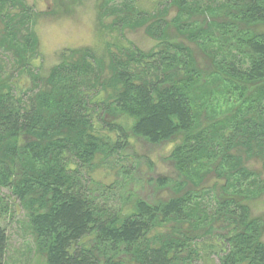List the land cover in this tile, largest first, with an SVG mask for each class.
<instances>
[{"label": "trees", "instance_id": "trees-1", "mask_svg": "<svg viewBox=\"0 0 264 264\" xmlns=\"http://www.w3.org/2000/svg\"><path fill=\"white\" fill-rule=\"evenodd\" d=\"M81 2L43 12L0 0V199L6 189L19 202L36 253L264 264V218L250 205L264 196V0H96L99 31L116 42L64 49L46 70L39 23ZM137 31L152 48L128 40ZM137 144L171 146L173 175L137 158ZM122 158L137 161L132 173ZM141 163L150 193L118 198ZM7 247L0 224V264Z\"/></svg>", "mask_w": 264, "mask_h": 264}, {"label": "rangeland", "instance_id": "rangeland-1", "mask_svg": "<svg viewBox=\"0 0 264 264\" xmlns=\"http://www.w3.org/2000/svg\"><path fill=\"white\" fill-rule=\"evenodd\" d=\"M29 5L35 6L37 10L52 12L55 8L54 0H26ZM58 12L52 17H48L39 23L37 34L40 39V48L44 56V68L50 67L59 62V54L67 48L88 47L103 50L105 44L115 41L111 37H105L98 28L97 22V3L96 0H82L76 5L71 13L65 14ZM128 40L134 42L138 47L148 50L153 47L154 42L147 38L143 31L127 34ZM0 59H2L0 57ZM222 104L219 105V108ZM171 146L146 147L143 144H137L133 153L137 158L148 156L156 165L157 174L173 175L171 166L164 162V159L170 152ZM134 156V159H137ZM133 158V157H132ZM119 166L125 167L131 173V158L119 160ZM141 176L135 175L127 178V182H122L117 189V197L128 195L132 191L139 192L142 196L150 193L149 186L145 183L148 169L141 163ZM255 169L261 170L260 164L253 163ZM114 171H98L97 178L102 182L111 183L118 177ZM0 199V224L6 229L8 237V247L6 253L7 264H46L45 259L35 251L34 241L28 228V222L25 211L21 208L19 202L12 197L10 191H2ZM253 215L264 218V196L250 204ZM264 240V237H263ZM197 264H204L200 261ZM205 264H219L216 256Z\"/></svg>", "mask_w": 264, "mask_h": 264}]
</instances>
